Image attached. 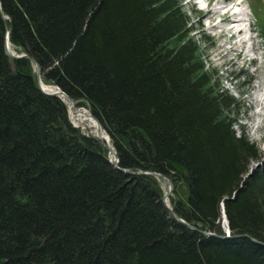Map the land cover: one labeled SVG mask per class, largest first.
Listing matches in <instances>:
<instances>
[{
	"label": "trees",
	"instance_id": "obj_1",
	"mask_svg": "<svg viewBox=\"0 0 264 264\" xmlns=\"http://www.w3.org/2000/svg\"><path fill=\"white\" fill-rule=\"evenodd\" d=\"M5 24L119 168L170 177L174 213L219 236L223 204L230 235L261 244L173 220L160 181L115 169L30 58H9ZM190 25L182 0H0V264H264V155Z\"/></svg>",
	"mask_w": 264,
	"mask_h": 264
},
{
	"label": "rangeland",
	"instance_id": "obj_2",
	"mask_svg": "<svg viewBox=\"0 0 264 264\" xmlns=\"http://www.w3.org/2000/svg\"><path fill=\"white\" fill-rule=\"evenodd\" d=\"M213 1L216 3L219 2L217 0ZM244 4L249 13L252 35L257 39L259 52H253L255 49L250 43V36L243 31L246 36V42L244 43L245 49L242 51L247 54L245 56L244 54L238 56L231 50L232 44H234L235 40L238 42L239 39L237 34L235 38H231V33H234V30L230 28L231 30L228 29L229 32L227 29L213 28L217 25L218 15L220 13L217 11L218 14L216 13L213 15L210 11L212 9L214 10V8L217 10V7H215L214 4L200 6L195 0H182L184 12L189 17L194 38L199 43L202 58L207 68L214 70L213 72L217 74L218 83L221 87L239 101L238 124L244 130L248 139L255 143L264 155V107L262 106V109H260L256 104L257 97L264 92V0H244ZM218 5L217 3L216 6ZM202 14H204V16ZM227 25L228 24H226L225 28ZM249 48H253V50L248 51ZM8 52L13 55L23 54L15 50L13 51L12 47L8 48ZM238 52L239 51L236 53ZM9 58L11 57L9 56ZM251 59L255 61V65H251ZM64 104L68 110V120L72 126L77 127L85 135L98 138L97 132L93 130L88 121L74 116L76 109L80 111L85 110L90 114V112H88L89 110L73 104V108L71 109L68 107L69 104ZM241 128L234 126L237 134L241 133ZM100 141L104 142L105 140L100 139ZM106 143L107 141H105V144ZM110 150H112L111 147ZM109 158L111 159L110 161L113 162L111 153L109 154ZM255 166H259V164H253V167ZM161 188H163V194L169 191L166 184L162 185ZM171 194L172 192L169 193L167 196L168 198L166 197L168 206L171 205ZM223 212L224 210L222 208L218 224L221 229L224 227L223 235H226V225L222 222Z\"/></svg>",
	"mask_w": 264,
	"mask_h": 264
},
{
	"label": "bare ground",
	"instance_id": "obj_3",
	"mask_svg": "<svg viewBox=\"0 0 264 264\" xmlns=\"http://www.w3.org/2000/svg\"><path fill=\"white\" fill-rule=\"evenodd\" d=\"M217 1H219V2H217L218 4H222V2H221V0H217ZM209 4V3H208ZM217 11L218 10H216L215 8H214V10L212 9L210 12L214 15V14H216L217 13ZM218 14V13H217ZM203 16H204V14H202ZM243 16H245V14H244V12H243ZM245 22H246V19L244 18V17H238L235 13H233V12H230V10L229 9H227L225 12H224V14L222 13V14H219L218 15V21H217V25H215L213 28H222L223 30H226L227 29V27H228V25H227V27L225 28V26H226V24H231V26L230 27H228V29H233L234 31V33H231V38L233 39V38H235V35L237 34V37L239 38L238 39V42L235 40V42H234V44H232V49L231 50H233V52H235V54H237L238 56H241V55H243L244 54V56L247 54L246 52H244V51H242L243 49H245L244 48V43L246 42L245 41V35H244V32L243 31H245L246 33H247V30H246V28H245ZM216 24V23H215ZM236 30V31H235ZM230 32V31H229ZM248 34V33H247ZM250 40H253V37L252 36H250ZM249 41V40H248ZM234 46V47H233ZM252 47V46H251ZM254 48V47H253ZM253 48H249L248 49V51H252L253 50ZM255 49V48H254ZM237 51H239L238 53H236ZM41 88H42V90L44 91V92H46V93H49V94H51L52 96H57V97H59L64 103H66L67 105H68V107L69 108H73V106H72V104H73V102L69 99V97L64 93H61L60 91H59V89L58 88H56V87H54V86H50V85H45V84H43V82L41 81ZM55 94V95H54ZM256 98V97H255ZM256 100V99H255ZM256 104H257V106H259V108L260 109H262V106L264 107V92H262L261 93V95H259L258 97H257V100H256ZM72 106V107H71ZM71 112V111H70ZM73 112V111H72ZM89 112V111H88ZM259 114H260V112H259ZM74 116H76V117H79V118H82L83 120H85V121H88V123H89V125L93 128V130L95 131V132H97V137L99 138H101V140H105V141H107V143H108V141H109V144H110V139H108V135H107V133L106 132H104L103 130H102V128L100 127V126H98V124L93 120V118L90 116V114H88L87 113V111H85V110H77L76 109V111H75V114H74ZM77 130V129H76ZM108 158H109V156H108ZM109 160H111L110 158H109ZM112 162V161H111ZM113 162H114V158H113ZM119 168V167H118ZM116 169V168H115ZM117 170H119V169H117ZM120 171V170H119ZM120 172H122V171H120ZM123 174H125L124 172H122ZM125 175H127V174H125ZM165 183V182H164ZM168 198V197H167ZM222 222H223V224L224 225H226V222H225V220L222 218ZM226 235H230V233H228L227 232V229H226ZM215 234V233H214ZM226 235H224V236H219V235H217L216 234V236H214V237H216V238H226L225 236ZM231 236V235H230Z\"/></svg>",
	"mask_w": 264,
	"mask_h": 264
},
{
	"label": "water",
	"instance_id": "obj_4",
	"mask_svg": "<svg viewBox=\"0 0 264 264\" xmlns=\"http://www.w3.org/2000/svg\"><path fill=\"white\" fill-rule=\"evenodd\" d=\"M4 28H5L6 34H8L9 31H8V27H7L6 24H5ZM21 56H22V57H29L27 54H24V55H21ZM29 58H30L31 62L34 63V65H35V68H36L35 77H36V81H37V83L39 84V80H40V79H39V78H40V74H39V66H38V64H37V63H36L31 57H29ZM59 91H60L61 93H63L61 90H59ZM43 93L46 94V95H51V94L46 93V92H43ZM63 94H64V93H63ZM54 95H55V94H54ZM70 100L73 102L72 99H70ZM91 117H92L93 120L98 124V126H100L99 121H98L96 118H94L93 116H91ZM99 138H100V137H99ZM100 139H101V138H100ZM110 152H111V151H110ZM112 154H113V156H114V158H115V160H116V163H115L114 167H117L118 156H117V154H116L115 152H112ZM257 165H258V164H257ZM117 168H118V167H117ZM119 170L122 171V172H124V173L127 174V175H140V174L152 175V176L156 177L157 179L161 180L162 182H165V184L167 185L169 191L166 192V193L164 194V197H163V200H162V201H163L164 206H165L167 212L169 213V215H170V216H171L176 222L185 225L186 227H188L189 229H191V230H193V231H195V232H197V233H200V234L205 235V236H216V234H214V233L206 232V231H204V230H201L200 228H197L196 226H194V225H192V224L186 223L185 221H183L182 219H180V218L174 213V211H173L171 208H169V207L166 205V197L169 195V193H170L171 190H172V181H171L170 177H168V176H164V175H161V174H159V173H154V172H144V171H141V170H128V169H122V168H119ZM252 170H253V168L250 169V172H251ZM222 208H223V204H222ZM223 218H224V220H225V222H226V229H227V232L229 233V228H228V225H227L226 216H225V213H224V212H223ZM223 228H224V227H223ZM225 237H226V238H233V239L247 238V239L253 241L254 243L261 244V243H259L258 241L253 240L252 238H250L249 236H247V235H245V234H243V235H232V236H230V235L228 234V235H226Z\"/></svg>",
	"mask_w": 264,
	"mask_h": 264
}]
</instances>
